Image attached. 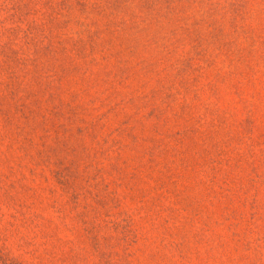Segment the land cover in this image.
<instances>
[{"label": "rangeland", "instance_id": "obj_1", "mask_svg": "<svg viewBox=\"0 0 264 264\" xmlns=\"http://www.w3.org/2000/svg\"><path fill=\"white\" fill-rule=\"evenodd\" d=\"M0 264H264V0H0Z\"/></svg>", "mask_w": 264, "mask_h": 264}]
</instances>
